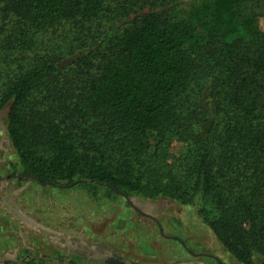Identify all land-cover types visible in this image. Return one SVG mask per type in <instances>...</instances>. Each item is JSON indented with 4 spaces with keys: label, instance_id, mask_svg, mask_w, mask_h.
<instances>
[{
    "label": "trees",
    "instance_id": "16d2710c",
    "mask_svg": "<svg viewBox=\"0 0 264 264\" xmlns=\"http://www.w3.org/2000/svg\"><path fill=\"white\" fill-rule=\"evenodd\" d=\"M179 1L0 0V74L10 75L0 115L23 174L198 202L227 253L254 264L264 257V30L260 16L237 24L246 0H213L198 25L173 18ZM170 133L189 148L158 178L147 140Z\"/></svg>",
    "mask_w": 264,
    "mask_h": 264
},
{
    "label": "rangeland",
    "instance_id": "374dc122",
    "mask_svg": "<svg viewBox=\"0 0 264 264\" xmlns=\"http://www.w3.org/2000/svg\"><path fill=\"white\" fill-rule=\"evenodd\" d=\"M179 2L174 19L198 25L212 18L213 0ZM254 16H260L264 30V0H246L235 20L248 26ZM241 36L247 41L250 30L242 28ZM8 78L9 73L0 74V84ZM6 113L0 115V264L41 257L62 264H106L112 256L127 264H239L203 221L198 202L182 205L165 196H132L131 205L104 185L79 182L60 188L20 177L24 169L7 136ZM147 143L162 160L152 173L158 178L169 176L189 148L171 133ZM263 261L261 254L255 255L254 264Z\"/></svg>",
    "mask_w": 264,
    "mask_h": 264
},
{
    "label": "water",
    "instance_id": "95a60500",
    "mask_svg": "<svg viewBox=\"0 0 264 264\" xmlns=\"http://www.w3.org/2000/svg\"><path fill=\"white\" fill-rule=\"evenodd\" d=\"M20 177H25V178H31V179H34L38 184L40 185H53V183H42L38 178H35L34 176L32 175H23V176H20ZM79 182H89V180L87 179H81V180H77V181H74L72 182L71 184H68V185H56L57 187H60V188H64V187H71ZM107 187H109L111 190H113L114 192L122 195L131 205H133L132 203V199L131 197H129L128 195H126L125 193L121 192V191H118L116 190L115 188H113L111 185L109 184H105ZM158 225H159V228H160V231L161 233L163 234V230H162V227L161 225L159 224V222L157 221ZM218 260V259H217ZM219 262V260H218ZM221 264V263H220Z\"/></svg>",
    "mask_w": 264,
    "mask_h": 264
}]
</instances>
